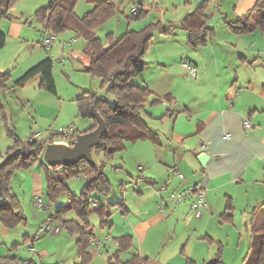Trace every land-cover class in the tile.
Instances as JSON below:
<instances>
[{"label":"crops","instance_id":"obj_1","mask_svg":"<svg viewBox=\"0 0 264 264\" xmlns=\"http://www.w3.org/2000/svg\"><path fill=\"white\" fill-rule=\"evenodd\" d=\"M51 1L17 0L10 10L15 14L13 18L0 13V30L7 36L5 46L0 49V71H7L11 76L5 87H0V162L16 137L26 142L33 133L40 132L44 138L70 124L75 126L78 135L95 124L92 119L79 116L86 101L80 105L77 99L81 96L75 90L60 100L40 86V75L22 87H14L18 78L43 59L50 57L64 62L68 50L79 57L74 46L78 45L80 50L85 46V40L74 30L63 33L70 36L61 39V34H50L39 24H35L39 29L36 33L27 28V25L34 27L35 11ZM115 1L118 12L111 19L118 17L119 22L123 17L124 23L136 0ZM216 1H211L207 9L210 20L214 16L210 13L211 6ZM256 1L220 0L218 8L225 10L224 23L227 17L244 16ZM145 3L146 0L141 7L147 11ZM175 4L185 6V10L179 16H169L165 22L161 21L175 24V28L169 33L154 32L146 56L147 66L135 79L136 84L148 86L152 91L144 117L157 132L158 140L127 142L126 149L128 145L131 147L129 158L126 164L122 161L117 166L121 171L125 170L128 178L121 182V201L111 202L123 201V205L111 206L109 213L110 216L112 207L119 208L124 225L110 224L107 216L104 228L111 227L110 232L99 237L94 231L95 238L89 249L93 257H103L106 264L118 247L116 239L123 235H130L133 243L129 250L120 252L124 261L140 255L148 257L149 264H184L188 258L207 264L218 253L217 244L210 241L212 238L223 243L222 259L226 264H241L250 245L251 208L264 201V34L259 28L248 34H238L227 24H222L221 32L213 26L215 35L207 44L194 47L189 42V31L179 26L199 3L179 1ZM91 8L88 0H78L75 9L82 16ZM111 19L97 28L105 45L109 42L103 39L100 31ZM150 20L149 15L134 23L128 20L122 34L111 29L105 35L113 33L120 37L128 30H140L159 21ZM210 20L208 24L212 26ZM137 23L143 27L131 29ZM50 35L54 41L48 49L44 40ZM80 40L83 44H79ZM57 49L60 55L55 58L49 52ZM186 61L197 67L196 76H192L191 66ZM66 70L70 71L65 65L63 71ZM80 118L85 120L79 124ZM246 119L251 121L249 128L244 125ZM203 152L211 156L206 167L198 160ZM42 163L43 155L31 168L23 172L18 170L13 175L12 189L20 201L27 196L29 203H36L38 196L43 198L45 172L38 167L44 168ZM172 167L185 177L174 174ZM16 177L21 194L15 190ZM82 178L86 182L84 176L77 177L78 180ZM199 181L205 185L208 202L200 216L195 214L188 201L170 202L172 193ZM125 185L126 188L132 186L134 192H125ZM163 185L165 189H162ZM108 195L95 192L92 197L109 201ZM229 203L233 216L226 220L224 212L232 214L231 210H226ZM22 206L25 209L23 203ZM45 207L50 208L45 203L39 208ZM97 208L91 205L89 215L97 212ZM49 222L57 231L63 227L55 224L58 221L52 217L43 224ZM97 239L104 244L94 243Z\"/></svg>","mask_w":264,"mask_h":264},{"label":"trees","instance_id":"obj_2","mask_svg":"<svg viewBox=\"0 0 264 264\" xmlns=\"http://www.w3.org/2000/svg\"><path fill=\"white\" fill-rule=\"evenodd\" d=\"M92 8L82 16L76 12L78 0H53L39 7L34 14L35 19L43 29L50 34H61L74 30L78 37L85 40L83 54L86 59V70L97 75L102 80L106 90L105 95L90 93L78 98L80 105L86 101L82 117H92L91 106H95L106 120L108 130L100 143L92 148L93 154L103 153L106 159L114 158L115 154L126 149L127 142H136L143 139H157V132L147 123L144 113L152 91L148 86L135 83V79L142 74L147 66L146 56L153 43L155 31L161 33L172 32L175 24H164L161 21L151 22L140 30H128L120 37L113 33L106 34L109 42L105 45L97 33V28L109 21L118 12L115 0H88ZM213 0H203L197 7L189 12L179 27L189 31V42L198 47L207 44L215 35V28L208 24L209 4ZM16 0H1L0 13L8 18H13L11 8ZM141 7L136 13L128 16L129 21L138 20L145 15ZM27 21V20H26ZM28 23V21L26 22ZM228 27L238 34H248L259 28L264 34V0H257L254 6L244 15L237 18H226ZM7 36L0 30V49L5 46ZM198 70V69H197ZM41 76L40 86L45 90L57 93V84L54 76V60L47 57L28 69L18 78L14 87L26 85L35 76ZM10 73L0 71V87H5L10 79ZM109 95L114 96V100ZM96 120V119H95ZM68 126H75L70 124ZM65 126V127H68ZM97 126L96 123L84 132ZM64 128V127H62ZM52 139H62L63 133L53 132ZM44 147L39 141H22L16 137L15 142L6 152L0 162V218L6 228H12L27 221L24 208L18 196L12 189V178L16 171L28 169L35 165L42 157ZM45 169L46 192L49 200H54L61 193L68 192V201L58 207L51 215L53 220L62 223L63 228L71 235H76L78 264H90L93 256L90 252L95 232L89 221V209L92 205V196L95 192L108 194L111 181L106 173L105 162L95 160L92 164L82 159L75 164L66 166H50L42 163ZM87 178L82 191L71 192L69 182L75 177ZM119 203L99 202L97 212L101 216L102 225L107 222L110 207ZM223 218L229 220L233 216V208L229 203ZM74 212L77 219L67 218ZM251 219L248 222L250 231V245L241 264H264V201L251 208ZM218 246L217 256L211 264H226L222 259L223 243L215 241ZM117 249L108 264H149L148 257L136 255L130 260H122L120 252L129 250L132 246L130 235H123L116 239ZM0 264H20L16 255H0ZM184 264H199L194 259L188 258Z\"/></svg>","mask_w":264,"mask_h":264},{"label":"rangeland","instance_id":"obj_3","mask_svg":"<svg viewBox=\"0 0 264 264\" xmlns=\"http://www.w3.org/2000/svg\"><path fill=\"white\" fill-rule=\"evenodd\" d=\"M179 1H191L192 3L195 2L200 3L203 0H146L145 8H147V11H145L146 13L144 15V18L149 15V19H151L150 21L159 20L165 22V20L169 16H173V15L179 16L182 14L183 10H185V6L175 4V3H179ZM16 3L17 0L14 6L16 5ZM219 3L220 0H217L211 6L210 13H213L214 16L212 20H210V22L212 26L217 27L218 31L221 32V27L223 26L222 24H226V23H224L223 20V12L225 10L224 9L219 10L218 8ZM17 13L20 14V10H17ZM121 20L122 21L118 22V17L111 19L108 25H106L104 29L100 31L104 40L106 39L105 33L111 31V29L114 30L116 34L123 33L122 31L125 27V24L126 25L128 24V18L126 21H124V23H123V17L121 18ZM138 20H133L131 22L133 23L134 21L138 22ZM33 22H34L33 24L34 27L27 25V28H31L30 30L36 33L37 30L39 29L35 27V24H39V27H42V25L37 22L35 17ZM142 25L143 24H138V23L134 24L132 25L131 29L133 28L137 29V27L141 28L143 27ZM67 32H71V31H66L63 33H67ZM63 33H61L59 38L67 39V37L70 36ZM80 41L81 42L79 44H83V40ZM56 44L59 45V42L57 41ZM55 47L56 45L53 48ZM74 48L75 50H77L76 54L79 55V57L74 56L75 54L74 51L70 52V50H68L67 53H65V56L67 57L66 61L59 62L58 60L54 59V76H55L58 92L53 94H55L56 97L60 100L64 98V95H68V93L73 92V90L77 91V94L80 95L81 97H83L84 95H89L90 93L105 95L106 90L102 86L101 78L97 75L89 73L85 68L86 59L83 54V49H84L83 46L81 50L78 48V45H76V47L74 46ZM49 53H52L51 55H54L55 58L58 57V55H60V51L58 49L52 50ZM65 65L68 66V68L70 69V71L67 70L65 71L67 73L63 71V66ZM109 96L111 100H114L113 95H109ZM149 106L150 105L148 104L146 105V110L149 109ZM162 111L163 108L160 109V113ZM87 118L92 119L96 123V120L94 118L92 117H87ZM84 120H85L84 118L83 119L80 118L79 124ZM79 127L81 130L83 129L82 124ZM127 147H128L127 149L116 153L114 158L112 159H106L103 153L99 155L93 154L97 162L99 163L101 161L105 162L106 173L111 181V187L108 195V200L110 202L121 201V191H122L121 182L123 180H126L128 178V175L125 172V170L121 171V168H119L117 165L121 164L122 161H124V164H126V161L129 158V154H130L129 150L131 149L130 145H128ZM38 167L41 168L42 172H45V169L43 167H41L40 165ZM23 170L25 169H22L21 172H23ZM133 171L134 173H136V168H133ZM15 183L17 186L15 188L16 192L18 194H21L22 190H20L19 188L20 182L18 181V177L15 178ZM85 183L86 182L84 178L80 180H78L77 177L71 179L69 182V185L71 187V192L79 194L82 191V188ZM25 187L26 188L28 187V183L25 185ZM126 187L128 186L127 185L124 186L125 192L127 191L134 192L132 186H130L129 188ZM21 199H22L21 202L25 207L24 213L27 217V221L19 225H16L15 227L12 228H6L0 218V255H8V254L16 255L19 259L20 264H78L80 259L78 257V251L76 246L77 237L76 235L69 234L62 227V223H60L59 221L56 222L55 224H59L60 227H62L60 231H57L54 228V224H52V226L48 231L40 233L41 236L39 238L34 239V236L39 233L42 224L51 217L52 212L68 201V192H63L57 198L50 201L47 196L46 187H45L43 199H44V203L48 205L50 208L47 207L39 208L37 207L36 203H29L30 201L29 196H27V198H21ZM130 203L132 204L131 200ZM118 211L120 210L117 207L111 208V215L108 216V219L110 220V224L114 222L116 226L124 225V221L121 219V215L120 213H118ZM68 217L77 218L74 212H72ZM88 217L91 224L90 229H93L95 232H97L99 234V237H104L108 235V232H110L111 227L107 229L104 228V225H102L101 222V216L98 212H93ZM107 225L109 226V223ZM113 234L114 236H116L115 230ZM111 241L113 244L114 243L113 240ZM31 247H33L34 249H31ZM90 264H106V263L104 262L103 257H99L98 255H95Z\"/></svg>","mask_w":264,"mask_h":264},{"label":"built area","instance_id":"obj_4","mask_svg":"<svg viewBox=\"0 0 264 264\" xmlns=\"http://www.w3.org/2000/svg\"><path fill=\"white\" fill-rule=\"evenodd\" d=\"M144 2H145V0H136L131 5V9H130L131 13H136L141 8V6L143 5ZM53 41H54V37L50 35L44 40V44L49 49L52 47ZM186 64L188 66H191L192 76H196L197 75V67L195 65L190 64L188 61H186ZM244 125H245V127L249 128L251 126V121L249 119H246L244 121ZM56 132L63 133L64 137L61 140H54L50 136L42 138L41 137L42 133L35 132L30 136L29 141L32 142V141L38 140L39 145H42L45 149V147L51 142H60V143H64L67 145H72L73 142L77 139V135L75 133L73 126L59 128L56 130ZM202 145H203V147L205 146L204 144H202ZM171 169H172V172L174 174L178 175L180 178L185 177V175L181 171H179L176 167H172ZM86 181H87V178H86ZM165 188H166V186L163 185L162 189H165ZM91 200H92L93 206H98V198L92 197ZM169 200L172 204H179L183 201H188L190 203L192 210L195 212V214L197 216H200L202 214L203 210L208 207L206 188H205V185L203 184V182H200V181L193 183L191 185H188L186 187H183V188L179 189L178 191L172 193L171 196L169 197ZM100 201H102L105 204L107 203L106 198L99 199V202ZM36 204L39 207L44 206L43 198L41 196H38L36 198ZM50 227H51L50 222L43 224L39 230V233L34 236V239L39 238L41 236L40 233L48 231L50 229ZM93 242L96 243L97 245L104 244V242L100 239L94 240ZM32 249H34V248H32Z\"/></svg>","mask_w":264,"mask_h":264},{"label":"water","instance_id":"obj_5","mask_svg":"<svg viewBox=\"0 0 264 264\" xmlns=\"http://www.w3.org/2000/svg\"><path fill=\"white\" fill-rule=\"evenodd\" d=\"M90 114L97 121L96 128L80 133L72 145H67L60 142L49 143L43 152V162L50 166H66L75 164L82 159H86L92 164H95L92 148L98 145L107 132L108 127L103 115L95 106H91ZM211 156L208 153H201L198 160L203 167H206ZM213 260L207 262L211 264Z\"/></svg>","mask_w":264,"mask_h":264}]
</instances>
